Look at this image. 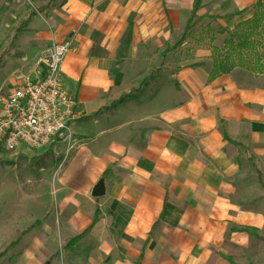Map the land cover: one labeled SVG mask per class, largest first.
Masks as SVG:
<instances>
[{
    "label": "crops",
    "instance_id": "0c3cea01",
    "mask_svg": "<svg viewBox=\"0 0 264 264\" xmlns=\"http://www.w3.org/2000/svg\"><path fill=\"white\" fill-rule=\"evenodd\" d=\"M191 2L57 0L33 25L21 74L67 46L57 82L78 120L50 147L53 212L38 205L26 264H227L263 231L249 171L264 170V77L219 74L211 59V33L248 22L262 0H199L201 22L181 40Z\"/></svg>",
    "mask_w": 264,
    "mask_h": 264
},
{
    "label": "rangeland",
    "instance_id": "374dc122",
    "mask_svg": "<svg viewBox=\"0 0 264 264\" xmlns=\"http://www.w3.org/2000/svg\"><path fill=\"white\" fill-rule=\"evenodd\" d=\"M50 1L0 0V100L21 81L35 80L34 77L26 78L21 73L30 67V50L33 48L31 37L35 31L33 25L44 21L50 11L56 10L57 0ZM195 28L190 30L188 35L194 33ZM260 28L257 27L248 33L247 44L238 52L224 50L222 44L226 38L220 37L216 40L220 50H213L212 62L231 64V68L235 66V69L231 70L239 69L238 71L252 76L264 77V32L261 33ZM205 42L204 47H207L210 43ZM35 58L31 61L32 68ZM7 79L11 84L16 82L13 88L11 85L7 86V89L12 88L11 90H6L5 85L2 88V82ZM56 170L50 147L39 152L21 149L0 157V264H26V261H22L21 251L25 242H28L31 250L35 252L37 227L34 225H39L38 205L43 202L44 208L50 207L52 214L51 179ZM249 173L253 185L257 179L263 183L259 192V205L262 208L264 223V170L253 168ZM256 203L254 202V205ZM28 229H32V232L25 235ZM250 236L248 248L236 251L227 264H264V227L261 233H251ZM31 258L29 255L28 259Z\"/></svg>",
    "mask_w": 264,
    "mask_h": 264
},
{
    "label": "built area",
    "instance_id": "2783aa9c",
    "mask_svg": "<svg viewBox=\"0 0 264 264\" xmlns=\"http://www.w3.org/2000/svg\"><path fill=\"white\" fill-rule=\"evenodd\" d=\"M68 47L50 46L33 62L35 80L17 84L0 100V157L28 150L39 152L65 142L78 118L60 91L58 67Z\"/></svg>",
    "mask_w": 264,
    "mask_h": 264
},
{
    "label": "trees",
    "instance_id": "16d2710c",
    "mask_svg": "<svg viewBox=\"0 0 264 264\" xmlns=\"http://www.w3.org/2000/svg\"><path fill=\"white\" fill-rule=\"evenodd\" d=\"M199 6H200L199 0H192L189 18H188V21L185 25L183 32H182L181 40L185 39V37L188 35L189 31L192 30L193 28H195L196 25L199 22H201L199 19H196V17H195V15L199 9ZM257 27H261L260 28L261 33L264 32V0H262L261 3L255 4L253 16L248 22L237 26L230 33L223 32V31H221V32L216 31L213 34L215 36H218V37L225 36L226 41H225V43L222 44L224 50H226L227 52L228 51L229 52H238L242 48L243 45L247 44V41L249 39L248 33L251 30H256ZM123 43H124V47H126L127 43H128V32L124 35V38L122 40V44ZM223 62H225V60H223ZM213 66H214V68H216V72L219 74L221 73L222 67H225L228 70L235 69V66H234V68H231V67H233L231 64L227 65L225 63H221V64L212 63V67ZM237 70H239V69H237ZM209 78H211V76H209ZM121 102H122V100L118 104H120ZM256 185L260 189H262V185H261L259 179L256 180ZM245 234L249 235L250 233L245 232Z\"/></svg>",
    "mask_w": 264,
    "mask_h": 264
},
{
    "label": "water",
    "instance_id": "95a60500",
    "mask_svg": "<svg viewBox=\"0 0 264 264\" xmlns=\"http://www.w3.org/2000/svg\"><path fill=\"white\" fill-rule=\"evenodd\" d=\"M221 72L226 73L227 69L225 67L221 68ZM101 197V187L100 185H97L90 194V199L97 200Z\"/></svg>",
    "mask_w": 264,
    "mask_h": 264
}]
</instances>
